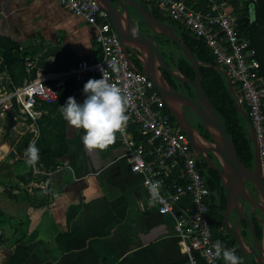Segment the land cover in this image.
<instances>
[{
  "label": "crops",
  "instance_id": "1",
  "mask_svg": "<svg viewBox=\"0 0 264 264\" xmlns=\"http://www.w3.org/2000/svg\"><path fill=\"white\" fill-rule=\"evenodd\" d=\"M228 1L239 25L246 22L244 2L254 0H235L237 9ZM95 32L94 25L58 0H0V43L28 51L23 66L15 67L20 71L27 58L37 57L47 45L67 47L75 61L98 57ZM26 77L19 75L22 82ZM90 77L59 87L54 107L61 121L59 163L42 178L29 177L24 163H10L11 172L0 169V264H182L185 254L173 218L158 212L141 175L131 171L121 138L116 134L107 148L87 150L80 140L83 130L61 115L60 105L68 96L82 102L83 84ZM43 106L37 107V115L52 109ZM2 116L13 128L32 126L19 120L21 115ZM1 123L0 160L8 161L11 147ZM35 187L47 190L45 197L34 194Z\"/></svg>",
  "mask_w": 264,
  "mask_h": 264
},
{
  "label": "built area",
  "instance_id": "2",
  "mask_svg": "<svg viewBox=\"0 0 264 264\" xmlns=\"http://www.w3.org/2000/svg\"><path fill=\"white\" fill-rule=\"evenodd\" d=\"M159 13L180 23L204 41L235 84L237 102L247 109L258 146L259 168L264 183V78L254 44L242 32L238 15L228 0H144ZM60 5L88 24L94 25V42L99 56L81 58L63 70L35 71L36 58H27L28 73L18 93L0 94V114L16 118L14 104L31 117L37 107L56 102L59 87L67 80L82 83L86 77L99 78L107 72L110 82L121 87L129 99V120L116 134L128 149L130 169L142 177V184L161 181L156 201L160 214L171 215L185 259L182 264H225L215 255L219 239L228 249L237 247L211 221V192L197 161V151L187 134L170 114L162 96L148 76L130 68L121 41L107 14L95 0H58ZM197 5V6H195ZM199 5V6H198ZM116 62L118 72L109 65ZM133 130L140 138L135 139ZM29 191L31 189L29 188Z\"/></svg>",
  "mask_w": 264,
  "mask_h": 264
},
{
  "label": "water",
  "instance_id": "3",
  "mask_svg": "<svg viewBox=\"0 0 264 264\" xmlns=\"http://www.w3.org/2000/svg\"><path fill=\"white\" fill-rule=\"evenodd\" d=\"M95 1L100 8L105 11L112 27L117 33L130 68L145 73L148 78L152 80L154 86L162 96L170 114L182 131H184L189 137L193 149L198 152L204 151L206 153L207 151H211L218 159L219 167L211 166L217 170L225 189L226 205L224 219L227 222L228 214L233 208L238 212L239 217H243L246 220L254 236V248L259 251L258 253L256 250L252 251L256 258V264H264V243L263 245H260L254 230V225L248 218L243 206V203L246 202L250 205L253 211L256 209L260 211L261 216H259V221L264 230V183L259 168L257 140L247 111L242 104L237 102L235 88L225 69L216 63L215 68L225 77L229 88V94L234 99L236 109L247 122L254 154V167L252 169L248 168L238 157L234 142L227 133L220 115L202 88V74L200 71L201 62L194 56L193 52L184 42L180 30L176 29L172 24L155 16L139 0ZM131 9L151 29V37L145 36L142 31L138 29L136 22L132 17ZM245 11L247 12L246 22L252 23L254 19L256 21V24L250 28V35L257 51L261 74L264 78V0L248 2ZM186 33L191 35L188 32ZM157 34L162 35V37L166 38L171 44H176L194 70L195 76L193 79L168 68L164 62L163 55L159 52L158 45L154 41ZM127 48L133 50L135 57L140 62V55L143 51L142 49L154 48L160 57L161 69H165L177 81L190 85L194 90L195 96L193 97L176 91L164 79L163 81L158 82L145 68L138 69L128 56L126 51ZM74 62L75 55L70 49L60 44H53L47 45L40 50L35 65L42 70H63L71 66ZM183 105L190 107L198 116L203 128L210 136V139H206L199 129L188 121L182 110ZM205 159L207 162L211 163L207 155L205 156ZM247 182L251 184L252 190L248 187ZM239 221L240 220L238 219V223ZM232 237L246 263L251 264L246 256V244L244 241L236 234H233Z\"/></svg>",
  "mask_w": 264,
  "mask_h": 264
},
{
  "label": "trees",
  "instance_id": "4",
  "mask_svg": "<svg viewBox=\"0 0 264 264\" xmlns=\"http://www.w3.org/2000/svg\"><path fill=\"white\" fill-rule=\"evenodd\" d=\"M231 2L234 8L237 9L238 7L237 2L235 0H231ZM248 2L250 1L244 2V5L246 6ZM145 7L155 16L161 18L163 21H166L172 24L176 29L180 30V34L183 36L184 42L186 43L188 48L193 52L194 56L201 62L200 71L202 74V78H201L202 88L204 89L205 93L210 98L212 105L214 106L218 114L220 115L227 133L229 134V136L234 142L238 157L248 168L252 169L254 167V154H253V148H252V143L250 140V134H249L247 122L244 120L240 112L236 109V104L234 102V99L229 94V88L225 80V77L221 74V72H219L215 68L216 60L210 48L204 43L202 39H200L199 37L195 36L190 31L185 29L180 23L159 13L151 5L145 6ZM246 23L247 22H244L243 24H241L240 29L242 32L247 33L248 37L251 40V43L253 44L250 32L246 27L247 25ZM186 32L190 33L191 35H188ZM163 39L168 42L166 38H163ZM27 53L28 51L22 50L18 45H15V44L7 45L5 43L3 51L0 54L2 56V61L0 62V71L7 72L11 68L14 69L16 65L20 63L22 64L24 62V59ZM171 55L176 57L178 67L180 68L182 74L184 76H187L193 79L195 76L194 70L191 64L189 63V61L184 57L182 52L179 50V54L171 53ZM34 76H35V72L33 70V72H31L30 74V77H34ZM187 86L189 87V90H188L189 93L192 95H195L193 88L190 85H187ZM233 86L235 88V84H233ZM59 93H60V90H59ZM244 108L246 109L245 106ZM198 123H199V127L201 128L203 132V136H205V138L206 137L210 138L206 130L203 128L200 120H198ZM133 134L136 140L140 138L137 131L133 130ZM212 174L208 175L202 172V175L204 176L209 188L212 191H215V193L222 192L223 197H224L225 190L221 183L219 174L213 170H212ZM218 201L219 200L216 198V195H212V202L210 205L211 221L214 222L216 227L217 226L219 227V225H222V221L219 219L220 217L218 215L219 214V211L217 208ZM224 201H225V197L223 198V201H222L223 204H222L221 209L224 206ZM255 231H256L257 237L261 238L263 234H262V227L259 224L255 228ZM230 242L235 244L234 240L232 239H230Z\"/></svg>",
  "mask_w": 264,
  "mask_h": 264
},
{
  "label": "clouds",
  "instance_id": "5",
  "mask_svg": "<svg viewBox=\"0 0 264 264\" xmlns=\"http://www.w3.org/2000/svg\"><path fill=\"white\" fill-rule=\"evenodd\" d=\"M113 72H118L116 62L109 65ZM85 97L78 102L74 96H68L60 105L63 119L75 129H82L80 140L85 149H105L116 141V133L125 127L129 120L127 107L129 99L122 93L121 87L109 81L107 72L99 78H88L82 88ZM40 149L35 140L30 142L25 151L26 162L34 164L39 160ZM161 181L148 185L151 200L159 198ZM215 255L223 257L225 264H240L241 257L235 250L228 249L217 239L213 245Z\"/></svg>",
  "mask_w": 264,
  "mask_h": 264
},
{
  "label": "flooded vegetation",
  "instance_id": "6",
  "mask_svg": "<svg viewBox=\"0 0 264 264\" xmlns=\"http://www.w3.org/2000/svg\"><path fill=\"white\" fill-rule=\"evenodd\" d=\"M131 14H132L134 21L136 22L138 29L140 31H142V33L145 36L151 37L152 36L151 29L142 21V19L132 9H131ZM246 24H247L246 27L250 32V28L256 24V21L254 19V21L252 23L247 22ZM154 41L158 45L159 52H160V54L163 55L164 62L168 66V68L171 70H174V71H178L179 74L183 75L180 68L178 67L176 57L171 55V53L177 54L176 53V51H177L176 50V47H177L176 44H174V43L171 44L170 42L165 41L163 39L162 35H158V34L155 36ZM177 49H178V47H177ZM142 50L143 51L140 55L141 62L137 60L132 49L127 48V50H126L128 56L130 57V59L132 61V63L138 69L145 68L147 70V72L158 82H161L164 79L176 91L184 93L186 95H191L193 97L195 96V95H192L189 93V91H188L189 87L187 86L188 85L187 83H181V82L177 81L165 69H163V70L161 69L160 57L154 48H146V49H142ZM182 110L184 111V114H185L186 118L188 119V121L193 126L198 128L199 131L201 132V134L203 135V132H202L201 128L199 127V123H198L199 118L194 113V111L190 107H187L184 105L182 106ZM206 138L210 139L208 137H206ZM206 155L208 156L211 163L206 161V159H205ZM197 161L202 166V172H204L208 175L212 174V170L217 172V170L214 169L212 166L219 167V161L211 151H207V153L204 151H199V152L197 151ZM220 180H221V178H220ZM221 183H222V180H221ZM247 185L250 188V190H252V186L249 182H247ZM210 192H211V202H212V195H216V198L219 200L217 203V206H218L217 208L219 211V214H218L220 217L219 219L222 221V225H219V228H221L222 233L224 235H226L229 239H232V240H233V237H232L233 234L238 235L246 244L245 252H246V256L249 259L250 263L256 264V258L252 252L253 250H256L254 248L255 242H254V236H253V233H252L250 226L248 225V223L246 222V220L243 217H239L238 212L235 211L233 208L229 212L228 219L226 222L224 219L226 195L224 196L225 197L224 206L221 209L222 204H223L222 201L224 198L222 192L215 193V191H212L211 189H210ZM224 193H225V191H224ZM243 206H244V209L246 211L248 218L252 221V223L254 225V230L258 224L262 227V234L263 235L261 238H258V237L257 238L259 240L260 245H263V243H264L263 242L264 230H263L262 224L259 221V216H261L260 211L257 209L255 211H253L251 209L250 205H248V203H246V202L243 203ZM238 219L240 220L239 223H238ZM255 233H256V231H255ZM237 251H238V255L241 257L240 264H247L243 255L240 254L238 248H237ZM256 252L258 253L259 251L256 250Z\"/></svg>",
  "mask_w": 264,
  "mask_h": 264
},
{
  "label": "rangeland",
  "instance_id": "7",
  "mask_svg": "<svg viewBox=\"0 0 264 264\" xmlns=\"http://www.w3.org/2000/svg\"><path fill=\"white\" fill-rule=\"evenodd\" d=\"M145 6H150L144 0H139ZM4 45L0 43V54L2 53ZM176 53L179 54V49L176 47ZM2 56L0 55V62ZM24 63V62H23ZM23 66V64H22ZM20 68V67H19ZM28 77V73L22 67V71L19 69H10L6 74L0 71V88L3 92L12 94L18 93V88L22 84V79L19 75ZM32 76V75H31ZM30 77V76H29ZM57 101V100H56ZM52 109H45L41 114L31 117L26 113H22L19 110V105L14 104V110L18 116V119L32 124L31 127H23L22 129L13 128V123H5V118L0 115V122L3 124L1 134L7 139L10 144L9 159L8 161L0 160V169L2 171H10V163H24L28 167L29 177L42 178L50 169L54 168L59 163L58 157L62 153V138L60 125L61 121L59 113H55V103L47 105ZM44 105L43 107H47ZM35 140L37 147L40 149L39 160L34 164H28L26 162L25 151L30 142ZM11 157V160H10ZM11 172V171H10ZM36 189V190H35ZM42 188L35 187L34 194L41 192V197H45L47 190L40 191ZM31 194V192L28 191Z\"/></svg>",
  "mask_w": 264,
  "mask_h": 264
}]
</instances>
